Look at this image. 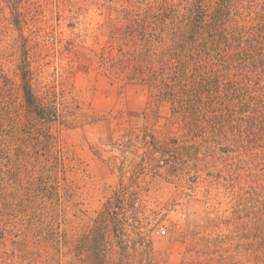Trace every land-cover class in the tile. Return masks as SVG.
<instances>
[{
    "label": "rangeland",
    "instance_id": "obj_1",
    "mask_svg": "<svg viewBox=\"0 0 264 264\" xmlns=\"http://www.w3.org/2000/svg\"><path fill=\"white\" fill-rule=\"evenodd\" d=\"M261 48L264 0H0V264H264Z\"/></svg>",
    "mask_w": 264,
    "mask_h": 264
},
{
    "label": "trees",
    "instance_id": "obj_2",
    "mask_svg": "<svg viewBox=\"0 0 264 264\" xmlns=\"http://www.w3.org/2000/svg\"><path fill=\"white\" fill-rule=\"evenodd\" d=\"M233 37V36H232ZM233 39V38H232ZM226 43V42H224ZM233 43V42H232ZM249 44V43H248ZM258 53V54H257ZM257 56L259 57L258 60H256L257 62L255 63L254 67L255 68H258V67H263L264 68V49L261 48L260 51H257L256 52ZM253 58L250 59V62H254V60H252ZM252 62V63H253ZM262 62V64H261ZM254 64V63H253ZM260 124V122L254 120V118H252V121H251V126H258Z\"/></svg>",
    "mask_w": 264,
    "mask_h": 264
}]
</instances>
